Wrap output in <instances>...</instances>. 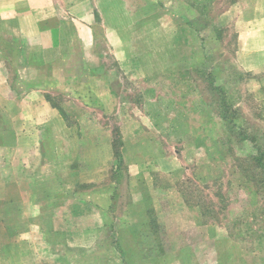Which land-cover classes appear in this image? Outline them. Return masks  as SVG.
<instances>
[{
	"label": "rangeland",
	"instance_id": "374dc122",
	"mask_svg": "<svg viewBox=\"0 0 264 264\" xmlns=\"http://www.w3.org/2000/svg\"><path fill=\"white\" fill-rule=\"evenodd\" d=\"M121 1L113 20L104 12L111 33L97 15L100 56L77 58L69 72L55 76L52 70L46 77L48 97L68 114L71 131L54 124L62 112L43 128L17 126L51 132L47 141L55 154L56 135L74 131L65 133L77 151L73 163L48 175L33 168L30 175L75 183L95 168L107 174L106 182L122 184V200L148 212L142 214L145 230H101L89 264H264V167L257 160L262 156L264 164V75L247 74L237 64L236 30L218 22L231 0ZM14 114L18 107L0 111V130L10 129L6 122ZM126 145L127 161L121 155ZM137 160L155 168L152 188L143 181L131 187ZM6 164L7 153L0 151V178H6ZM7 193L0 186V196ZM4 215L0 229L13 228ZM58 254L65 264L77 263L71 249Z\"/></svg>",
	"mask_w": 264,
	"mask_h": 264
},
{
	"label": "crops",
	"instance_id": "0c3cea01",
	"mask_svg": "<svg viewBox=\"0 0 264 264\" xmlns=\"http://www.w3.org/2000/svg\"><path fill=\"white\" fill-rule=\"evenodd\" d=\"M123 7L121 0H0V111L18 107L19 112L5 121L10 129L0 130V140L4 142L0 151L7 153V175L0 178V186L8 187L7 195L0 196V221L6 213L8 225L13 227L0 229V264H65L63 256L58 254L65 247L77 254L76 264H89L103 235L101 230H113V226L115 230L117 225L123 230L146 229L141 222L142 214L148 213L145 208L141 210L132 200L126 201L127 198L122 200L118 196L122 184L106 182L107 174H97L95 168L83 172L80 182L75 183L66 182L62 176L56 180L32 178L33 168L45 174L53 168L57 173L63 170L65 162L73 163L77 151L69 136H65L71 132L63 130L56 135L59 141L55 154L47 141L52 139L51 132L17 129L24 124H38L43 128L56 113L62 112V121L55 120L54 124L62 128L64 124L71 131L65 123L68 114L49 101L46 77L52 70L55 76L69 72L77 58H94L96 46L100 47L97 35L101 27L97 26V15L103 19V28L111 33L112 22L105 19L104 12H109L107 16L113 20L111 11ZM218 22L236 30L237 64L247 74L264 75V0H231ZM63 66L68 69L64 70ZM94 70L100 72L101 65ZM71 135L75 136L74 131ZM123 136L125 145L128 133ZM109 137V144L104 146L106 158L113 148L110 146L113 136ZM127 147L121 148L126 161ZM92 149L95 151L96 147ZM130 153L137 155L138 151ZM137 162L139 166L133 170L131 187L143 181L152 188L150 172L155 168L148 169L140 165L141 161ZM19 171L24 172V177H17ZM77 184L84 188L68 194L65 188ZM21 187L23 193L19 194L16 188ZM127 187H130L128 183ZM5 203H8L6 208ZM151 207L148 209H154V204ZM13 217L19 220L17 228L11 223ZM169 217L173 219L174 212H169ZM103 244L111 247L110 242ZM86 253L81 258L80 254Z\"/></svg>",
	"mask_w": 264,
	"mask_h": 264
},
{
	"label": "trees",
	"instance_id": "16d2710c",
	"mask_svg": "<svg viewBox=\"0 0 264 264\" xmlns=\"http://www.w3.org/2000/svg\"><path fill=\"white\" fill-rule=\"evenodd\" d=\"M49 101H50V97H49ZM51 103L53 104V106H54V102H52L51 101ZM263 157L261 156V158H259V159H257L258 160V162L264 167V164H263Z\"/></svg>",
	"mask_w": 264,
	"mask_h": 264
}]
</instances>
